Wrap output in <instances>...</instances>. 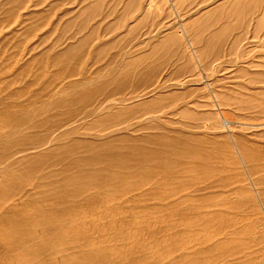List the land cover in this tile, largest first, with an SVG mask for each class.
<instances>
[{
  "label": "rangeland",
  "instance_id": "374dc122",
  "mask_svg": "<svg viewBox=\"0 0 264 264\" xmlns=\"http://www.w3.org/2000/svg\"><path fill=\"white\" fill-rule=\"evenodd\" d=\"M81 2L0 0V30L3 31L0 38L4 37L0 43L6 44L5 47L10 46L5 51L6 48L1 45L0 54L10 51L12 57L16 56L27 41L29 44L28 37L32 38L34 33L40 32L36 34L37 37L33 36L32 44L24 47L27 52L35 53L27 57H38L39 60H34L39 66L40 60L52 53L51 57L60 53L64 60L69 59L65 54L71 55L74 61L76 59V71L82 73H74L76 76L74 79L72 77L71 82L75 85L70 83L65 91L95 94L89 97L85 95L84 99L83 96L76 97L75 103L68 104V108L63 107L66 112L62 107L52 109L49 105L45 109V117H49V113L50 119L56 117L62 110L66 115L73 114L70 127L64 133L51 137L53 146L47 144L38 147L32 155L24 156L22 162L27 163V167L24 168L25 164L19 161L22 167L17 162L20 167L14 164L11 174L6 176H16L14 168H24L26 172L34 170L36 158L64 163L54 169H62L65 165L64 168L75 169V173L81 169L86 171L93 160L87 154L92 151L109 154L121 150L128 153L138 148L143 153L149 149L156 152L167 143L170 148L177 146V152L184 144H188L187 147H191L193 152L209 154L212 151L214 155L222 157L221 163L217 164L222 172L220 183L225 179L223 186L210 191L209 206H218L206 211L211 216H218V221H224L218 241L238 242L245 249L243 252L247 257L241 255L244 259H249L256 249L262 253L257 263L264 264V0H105V7L98 8L100 13L90 18L83 16ZM150 2L154 3V8L147 9ZM219 6L224 9L238 6L240 11L224 12ZM43 23H47L46 27ZM6 27L8 29L5 30ZM4 31L9 32L5 34L9 39H5ZM183 31L186 33L183 34ZM153 34L156 36L152 37ZM188 38L192 40L190 44ZM10 42L12 44L9 45ZM157 42L160 45L163 43V46L159 45L158 48ZM14 44L16 48V44H19L20 48L16 49ZM153 46L161 51L153 49ZM2 49L5 53H2ZM12 50L14 53L17 51L16 54L13 55ZM155 50L156 55L160 54L153 58ZM7 53L6 57L10 58L11 55ZM40 53H43V58L39 57ZM148 54L151 56H146ZM27 57L25 60H29ZM45 58L41 62L43 68L39 66L37 70L49 69L52 75L55 73L51 69L53 65L48 64L50 66L46 68ZM34 60L33 63H36ZM186 62L188 65H184ZM61 68L63 66L59 70ZM69 69L61 70L65 72L61 75H66ZM108 77L115 79L109 80L111 83L106 85L104 79ZM27 79H20L19 84L24 81L28 83ZM150 91L154 94H144ZM137 93L144 94V98L128 104L127 101ZM90 101L93 103L86 107ZM92 108L94 112L84 113ZM72 109H75V114ZM76 110L81 113H76ZM63 112H60V117H67L62 115ZM102 116L108 119L101 120ZM37 120L36 123L39 122ZM43 120L47 122L46 118ZM43 120L40 119L38 126L31 121L34 124L32 128L28 123L27 127L33 130L31 132L35 137H47L45 132H39V128L37 130L35 127H39L40 123L43 125ZM69 121L65 120L64 123ZM45 125L40 127L43 131H46ZM28 129L26 134L30 132ZM23 132L15 137L22 134V140L32 143L34 138L31 137L33 141L30 142L31 132L29 137ZM78 156L81 157L80 162L86 164L79 162L78 166L75 162V166L68 168L65 162H74ZM161 156L166 163L174 161L169 153ZM78 158L75 161H79ZM36 161L40 163L42 160ZM42 162L40 165L45 163ZM131 162V166L136 165V162ZM208 164L209 167H217L211 166L215 163ZM42 166L36 171L43 169ZM49 168L45 165L48 171L40 169L39 172L48 176L52 167ZM39 172L33 171L31 174L40 179L42 174ZM19 173L17 175L23 174ZM178 175L184 178L192 176L181 169ZM1 177L6 178L2 175L0 180H3ZM155 186V182H149L142 189L147 188L155 193ZM148 195L149 192H145L136 203L144 201V205L157 214L151 218L158 222H179L186 218L184 215L197 220L204 216L206 202L202 195L206 196L208 192H194L191 194L192 200L186 198V191L174 195L175 198L170 196L161 200ZM177 196L181 198L177 199ZM239 227L242 234H229L235 228L239 230ZM171 232L175 234V229ZM214 243L211 240L210 248L206 246V251H212ZM230 261L226 257L206 264H229Z\"/></svg>",
  "mask_w": 264,
  "mask_h": 264
},
{
  "label": "bare ground",
  "instance_id": "6f19581e",
  "mask_svg": "<svg viewBox=\"0 0 264 264\" xmlns=\"http://www.w3.org/2000/svg\"><path fill=\"white\" fill-rule=\"evenodd\" d=\"M233 10L240 11L238 7ZM44 22L46 21L44 20ZM8 24L10 23L8 22ZM40 25L42 24L40 23ZM43 25L46 27L47 23H43ZM8 28L6 27L5 30L10 31L11 26ZM1 31L0 33L3 34ZM6 32L9 33L4 31L5 39H9L5 35ZM39 33L36 32L33 36ZM184 33L186 32L183 31ZM29 38L27 40L30 41V44L34 39ZM46 38L48 40V36ZM190 40L188 44H190ZM10 44L12 43L10 42ZM22 44L24 45V43ZM27 44L28 41L24 47ZM1 45L3 44L0 43ZM16 45L17 48L20 46ZM159 45L160 43L157 45L158 48L163 46V43ZM7 47L8 45L5 47V51H7ZM24 47L14 57L9 50V53H6L11 55L10 58L6 57L8 55H5L3 49L2 53L5 54H0V176L5 175L6 177L3 178V176L1 177L3 180H0V264H206L207 262L216 263L226 257L231 259L229 264H258L257 260L262 258V253L256 249L251 252L249 259H244L242 256L247 257L243 252L245 249L241 245L239 246L238 242L221 243L218 241L217 237L222 234L221 224L224 221H218V216L214 217L206 213L210 208L218 206H209L210 191L218 189L225 183V179L220 183L222 172L217 166L221 163L222 157L219 158L212 151L209 154L204 151L193 152L191 147H187L188 144H184L177 152V146L174 147L171 144L173 147L170 148V144L167 143L156 152L149 148L150 151L144 153L138 148L128 153L121 150L109 154L92 151L87 155L93 160L86 159L84 153L85 155L82 157L91 160L92 164H89L88 168L82 164L87 168L86 171L78 169L79 171L76 173L73 172L75 169L71 170L69 167L73 166L75 162L78 164L80 156L77 157L79 161H75L77 160L75 157L74 162L72 160L65 162L70 170L64 168L65 165L62 169L60 167V169H54V167L64 164L59 161L36 158L38 161H45L42 164L44 166L40 165L43 163L42 161L39 163L35 160L36 162L34 161L33 164H37L36 168L33 166L34 170L31 168V171L28 169L27 172L24 171L23 169L27 167V163L22 162L24 156L32 155L38 147L47 144V146H53L54 144L50 142L51 137L64 133L70 127L73 122L71 118L73 114L66 115L64 108L68 104L75 103L78 96H83L82 99H84L85 95L87 97L95 95L65 91L70 83L75 85L71 82L76 76L74 73H82V71H76L77 66L74 67L77 65L74 64L76 59L74 61L71 55L65 54L69 58L66 60L61 57L60 53H57L59 56H52V58L53 51L52 54L48 51L50 56L47 55L52 59H47V56L45 58L42 55L44 51L42 54L40 53L39 57L46 59V68L50 66L48 64L53 65H51L53 67L51 69L55 73L50 75L49 69H41L44 66L41 63L44 58L40 60L41 62L38 61L40 62L39 66L41 64L43 66L37 70L39 66L35 60H39V58L29 59L31 55L27 56L33 55L34 52L30 51L31 53H29ZM153 49L156 48L153 46ZM32 50L34 51V49ZM156 50L161 51V49ZM156 50L152 55L153 58L160 54L158 52L159 54L156 55ZM17 51L13 52V55ZM26 57L29 60H25ZM33 60L37 65H34L36 63H33ZM46 63L44 62V64ZM186 63L184 65H188ZM60 66H63L61 70L64 71L70 68L66 75H61L65 72H60ZM23 78H28L29 82L25 83L22 80L25 84H19L20 79ZM113 79L115 78H105L104 84L109 85L111 83L109 80ZM152 93L153 91L144 94ZM144 94L137 93L127 103L134 104L140 101L144 98ZM91 103L93 101H90L86 107H89ZM48 107L52 109L64 107L65 112L62 109H60L62 111H58L63 112L62 115L65 114L67 117H60V112L56 111L58 115L60 114L57 115L58 119H55L57 118L56 114V117L53 116L55 120L50 119V113L49 117H45L47 116L45 109ZM79 110L83 112V109L79 108ZM86 110L84 113L94 112L95 109ZM39 112L46 114L43 118H46L47 122L43 120L42 116L40 119L43 120L42 123L45 122L43 125L46 124L44 127H47L45 129L48 133L40 128L43 126L41 123L37 127L40 122L38 116L43 115ZM78 112L76 110V113ZM77 116L79 117V114ZM102 119L106 120L108 117ZM36 120L39 122L36 123ZM65 120L70 123L65 124ZM31 121L35 122L33 123L37 125L35 127L37 130L39 128V132L42 130L41 132L47 134H45L47 137L44 135L46 138L35 137L36 135L31 132L33 130L27 127ZM25 125L26 127H24ZM33 125H30L31 128ZM21 128L22 131H25L23 132L25 135L28 134V137L31 132L30 140L33 137L35 142L33 139L30 141H33L32 143L22 140L24 139L22 134L19 135L21 138L16 136L17 139L15 135L22 132ZM26 128L30 131L27 134ZM39 135L43 137L42 133ZM38 138L40 139L38 140ZM168 153L174 158V161L166 163L165 159L162 160L161 155L166 156ZM84 158L83 161H85ZM185 158V161H181ZM19 161L25 164L24 168H21L23 171L18 168V170L16 168L14 170L23 174L10 175V171L15 167L14 164L18 162L21 165ZM131 161H135L136 165ZM86 162L88 165V161ZM129 162L135 167H132ZM208 162L215 163L211 166L217 167H209ZM45 165L52 167L49 175L48 172V176L40 173L39 171L42 169L40 168L37 171L42 174V178L36 179L31 172L35 171L36 173V169L41 166L46 170ZM129 165L131 167H128ZM16 167L18 166L16 165ZM180 169L192 176L180 177L178 175ZM8 173L10 174L6 176ZM149 182H155L156 188L153 190L155 193H151V190L147 188L142 189V186H147ZM184 191H186L188 200H192L191 194L194 192H208V195H202V199L206 202L204 207L206 210L203 212L205 217L202 216L197 220L184 215L186 218L179 222H158L151 218L157 214L149 206L146 207L144 201L140 204L136 203L145 192H149L148 197L161 200L170 196L174 197ZM176 198L181 197L177 196ZM158 216L160 215L158 214ZM215 220H217L216 223ZM211 223L214 224L211 226ZM172 229H175V234L171 232ZM236 230L237 228L229 234H242L240 227L239 230ZM242 231L244 232L245 228ZM211 240L215 242L212 251H206V246L210 248Z\"/></svg>",
  "mask_w": 264,
  "mask_h": 264
},
{
  "label": "crops",
  "instance_id": "0c3cea01",
  "mask_svg": "<svg viewBox=\"0 0 264 264\" xmlns=\"http://www.w3.org/2000/svg\"><path fill=\"white\" fill-rule=\"evenodd\" d=\"M81 1L82 2H81L80 8L82 9L81 11L83 12V16H89V18L91 16L99 14L100 12L98 11V8L100 6L104 8L106 5L105 0H102V1L101 0H81ZM237 5H238V1H237ZM134 6H136L135 2H134ZM236 7H238V6H236ZM152 8H154V3L150 2L147 6V9H152ZM218 8L220 10H224V12H227V11L230 12V10H233V9H224L221 6H219ZM215 10H218V9H213V11H215ZM233 11L236 13H239V11H235V10H233ZM204 17H202V18H204ZM155 36H156V34H153L152 37H155ZM151 39H153V38H151Z\"/></svg>",
  "mask_w": 264,
  "mask_h": 264
}]
</instances>
